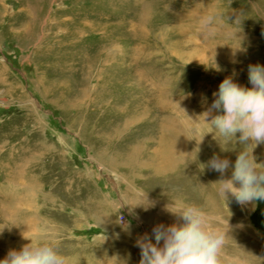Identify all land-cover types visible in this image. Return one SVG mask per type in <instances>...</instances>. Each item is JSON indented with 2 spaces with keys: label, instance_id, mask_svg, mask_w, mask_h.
Here are the masks:
<instances>
[{
  "label": "rangeland",
  "instance_id": "374dc122",
  "mask_svg": "<svg viewBox=\"0 0 264 264\" xmlns=\"http://www.w3.org/2000/svg\"><path fill=\"white\" fill-rule=\"evenodd\" d=\"M250 64L264 0H0V259L24 233L67 264H139L136 240L175 222L174 201L228 232L227 257L264 264V200H226L232 168L207 167L241 145L201 115L225 77L251 87ZM252 155L264 165V143Z\"/></svg>",
  "mask_w": 264,
  "mask_h": 264
},
{
  "label": "clouds",
  "instance_id": "9594fccd",
  "mask_svg": "<svg viewBox=\"0 0 264 264\" xmlns=\"http://www.w3.org/2000/svg\"><path fill=\"white\" fill-rule=\"evenodd\" d=\"M198 30L203 38H213L216 30L212 27V17L201 19ZM248 79L251 87L235 82L232 76L225 77L213 93L211 106L201 114L220 137L235 138L241 145L234 166L217 155L207 164L222 177L232 168L230 178L217 181V191L226 200L229 195L234 197L241 205L264 200V165L255 163L252 155L253 148L264 143V65L250 64ZM166 210L176 220L167 226H154V241L147 233L136 240L141 255L139 264H243L225 255L228 232L216 226L200 206L171 201ZM5 226H0V231ZM23 237L29 242L9 250L0 264H67L55 239L28 237L24 233Z\"/></svg>",
  "mask_w": 264,
  "mask_h": 264
},
{
  "label": "built area",
  "instance_id": "2783aa9c",
  "mask_svg": "<svg viewBox=\"0 0 264 264\" xmlns=\"http://www.w3.org/2000/svg\"><path fill=\"white\" fill-rule=\"evenodd\" d=\"M121 218H122V220L125 219V214H122V217Z\"/></svg>",
  "mask_w": 264,
  "mask_h": 264
}]
</instances>
